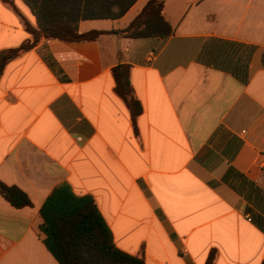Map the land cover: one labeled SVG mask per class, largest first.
Masks as SVG:
<instances>
[{
    "label": "crops",
    "instance_id": "crops-1",
    "mask_svg": "<svg viewBox=\"0 0 264 264\" xmlns=\"http://www.w3.org/2000/svg\"><path fill=\"white\" fill-rule=\"evenodd\" d=\"M14 7L35 26L21 0ZM149 0L82 20L96 39H41L0 76V264H59L39 211L54 187L91 196L120 251L144 264L264 261V0H164L167 37L126 38ZM29 34L0 0V50ZM130 66L134 131L111 69Z\"/></svg>",
    "mask_w": 264,
    "mask_h": 264
},
{
    "label": "trees",
    "instance_id": "trees-1",
    "mask_svg": "<svg viewBox=\"0 0 264 264\" xmlns=\"http://www.w3.org/2000/svg\"><path fill=\"white\" fill-rule=\"evenodd\" d=\"M20 17L29 38L15 47L0 50V76L5 65L34 48L41 39L80 42L96 39L103 32L80 34L82 20L118 19L136 0H21L35 17V26L19 14L11 0H1ZM164 0H149L140 13L123 29L110 33L126 38L167 37L172 33L162 16ZM114 92L129 111L134 131L142 108L130 81V66L119 63L111 69ZM0 195L13 207L29 205L26 194L0 182ZM39 230L48 252L59 264H144L139 256L117 249L111 232L91 196L75 195L67 184L53 188L40 211ZM215 252L205 264H213ZM264 264V261L261 262Z\"/></svg>",
    "mask_w": 264,
    "mask_h": 264
}]
</instances>
